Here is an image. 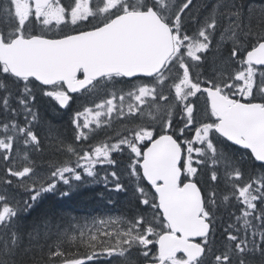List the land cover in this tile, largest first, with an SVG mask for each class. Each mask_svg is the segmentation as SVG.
Returning <instances> with one entry per match:
<instances>
[{
  "label": "snow or ice",
  "instance_id": "6c2138e0",
  "mask_svg": "<svg viewBox=\"0 0 264 264\" xmlns=\"http://www.w3.org/2000/svg\"><path fill=\"white\" fill-rule=\"evenodd\" d=\"M100 258L264 264V0H0V264Z\"/></svg>",
  "mask_w": 264,
  "mask_h": 264
},
{
  "label": "trees",
  "instance_id": "16d2710c",
  "mask_svg": "<svg viewBox=\"0 0 264 264\" xmlns=\"http://www.w3.org/2000/svg\"><path fill=\"white\" fill-rule=\"evenodd\" d=\"M79 103L81 101H78ZM46 115L57 124H64L68 119L66 114L52 115L49 112ZM99 138H103V133H101ZM61 187L65 186L62 185ZM113 198L114 200L116 199L115 197ZM123 203L124 198L121 196L117 203L113 205L107 204V189H105L104 185L102 183L91 184L71 194L69 197L47 194L28 219L31 220L44 213L54 217L67 213V217L75 216L83 222L85 219L92 217L117 215L123 211ZM103 259L100 258L98 261L93 262V264H103Z\"/></svg>",
  "mask_w": 264,
  "mask_h": 264
}]
</instances>
